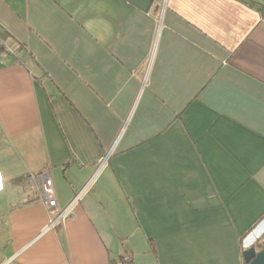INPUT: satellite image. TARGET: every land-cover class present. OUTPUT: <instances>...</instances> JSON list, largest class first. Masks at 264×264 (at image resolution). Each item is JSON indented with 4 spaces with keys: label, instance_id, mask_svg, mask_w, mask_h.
Here are the masks:
<instances>
[{
    "label": "crops",
    "instance_id": "1",
    "mask_svg": "<svg viewBox=\"0 0 264 264\" xmlns=\"http://www.w3.org/2000/svg\"><path fill=\"white\" fill-rule=\"evenodd\" d=\"M0 29V264L258 250L264 0H0Z\"/></svg>",
    "mask_w": 264,
    "mask_h": 264
},
{
    "label": "built area",
    "instance_id": "2",
    "mask_svg": "<svg viewBox=\"0 0 264 264\" xmlns=\"http://www.w3.org/2000/svg\"><path fill=\"white\" fill-rule=\"evenodd\" d=\"M4 56H5L4 41L0 39V62L2 61ZM36 180L39 182L38 190L41 200L50 209V213L54 217L48 226L50 228L55 226L57 222L65 218L67 212L69 211V208L71 207V204L64 208H60L58 206L54 183L51 176L48 173L29 176V181L31 185L34 186ZM77 198L78 196L75 197L74 199L77 200ZM124 260H127V258L125 257Z\"/></svg>",
    "mask_w": 264,
    "mask_h": 264
},
{
    "label": "water",
    "instance_id": "3",
    "mask_svg": "<svg viewBox=\"0 0 264 264\" xmlns=\"http://www.w3.org/2000/svg\"><path fill=\"white\" fill-rule=\"evenodd\" d=\"M242 256L245 264H264V250H257L252 246L247 248Z\"/></svg>",
    "mask_w": 264,
    "mask_h": 264
},
{
    "label": "trees",
    "instance_id": "4",
    "mask_svg": "<svg viewBox=\"0 0 264 264\" xmlns=\"http://www.w3.org/2000/svg\"><path fill=\"white\" fill-rule=\"evenodd\" d=\"M6 38H7V34L0 29V39L4 41ZM252 227H253V225L250 228H252ZM248 230H246V231H248ZM244 234H246V232H244ZM256 247L258 248V250H264V236L262 238L258 239V241L256 242ZM124 258L125 257H120L119 260L117 259V260L113 261L111 264H133L130 257L127 256L126 257L127 260H124Z\"/></svg>",
    "mask_w": 264,
    "mask_h": 264
}]
</instances>
